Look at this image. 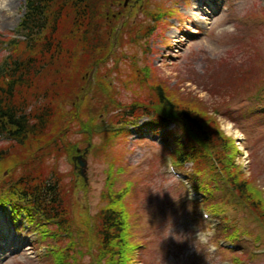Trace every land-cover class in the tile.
<instances>
[{
	"label": "rangeland",
	"instance_id": "374dc122",
	"mask_svg": "<svg viewBox=\"0 0 264 264\" xmlns=\"http://www.w3.org/2000/svg\"><path fill=\"white\" fill-rule=\"evenodd\" d=\"M200 4L196 13L205 19L197 24L188 14L192 0H110L105 12L112 16L104 30L111 27L112 31L106 39L113 42L112 52L133 55L137 67L145 68L181 98L199 101L216 116L220 129L233 139L239 152L234 158L236 169L264 200V0H202ZM24 9L23 0H0V64L10 54L7 41L21 39L15 30ZM147 11L153 13L148 15ZM127 26L151 30L147 36L135 35L133 49H119L118 39L123 42L127 38ZM108 60L110 67V57ZM96 70L88 73L76 98V109L82 115L91 111L88 118L102 128L87 134L91 141L86 142L68 117L66 124L72 125L68 138L77 143L78 152L46 158L48 172L58 171L60 182L72 185L68 193L73 205L70 213L80 227L77 232L73 229L75 242L84 229L90 234L80 222L82 216L96 214L106 185L114 183L116 189H127L130 239L139 244L130 264H237L231 256L235 252L242 264H264L263 228L253 218H243L245 209L239 211L230 203L223 212L235 228L249 235L236 242L238 247L218 233L221 223L213 226L218 218L205 219L208 211L199 204L202 197L192 184L198 185L192 163L176 166L169 157L175 145L166 132L173 125L154 129L149 118L143 116L134 121L135 125L118 126L119 135L105 141L106 129L114 128L107 127L113 112L102 106L106 98L95 89ZM102 79L119 87L123 101L130 100L131 92L118 86L115 74ZM69 107L65 104L64 109ZM228 124L232 128L229 133ZM6 142L1 138L0 145ZM17 150L16 154L24 149ZM170 165L179 177L171 172ZM7 173L2 172L0 180ZM47 227L50 232L43 236L24 215L15 221L12 211L0 206V264H55L60 247L68 251L66 262H74L75 257L77 264H105L96 261L95 244L69 246L67 233L53 235L55 225ZM228 243L234 252L219 247H229Z\"/></svg>",
	"mask_w": 264,
	"mask_h": 264
},
{
	"label": "trees",
	"instance_id": "16d2710c",
	"mask_svg": "<svg viewBox=\"0 0 264 264\" xmlns=\"http://www.w3.org/2000/svg\"><path fill=\"white\" fill-rule=\"evenodd\" d=\"M109 1L25 0L16 31L22 37L7 41L10 54L0 64V137L7 141L0 145V168L2 172L8 170L7 176L0 180V206H7L15 221L24 215L27 223L42 234L50 232L47 225H55L53 235L67 233L69 246L95 244L97 262L130 264L139 244L130 239V215L125 207L127 189H116L114 183L106 185L103 203L96 214L92 217L85 214L80 221L91 235L84 229L75 242L72 233L80 227L70 213L73 205L68 193L72 185L60 182L59 172H48L46 165V158L52 154L57 158L62 153H76L77 143L68 138L72 127L66 124L68 117L76 123V133L86 142L91 141L88 135L102 128V124L88 118L91 111L87 110L84 120L86 113L82 115L76 109L79 104L76 98L82 93L88 73L96 68L95 89L106 98L102 106L113 112L107 127L114 125V128L106 129L105 141L117 137L121 131L118 126L135 125L134 121L143 116L149 118L154 129L173 125L166 132L175 145L169 155L176 166L192 163L198 184L195 186L202 194L200 204L222 222L223 227L218 229L222 237L237 246L240 238L249 236L235 228L223 213L230 203L239 211L245 209L243 218H253L263 228L261 237L264 200L253 183L236 169L234 158L239 152L233 139L225 135L216 116L202 108L199 101L181 98L167 89L145 68L137 67L133 55L112 52L113 42L106 39L112 28L104 30L112 16L105 12ZM136 29L140 31L135 32ZM150 30L127 26V38L123 35V42L118 39L119 49H133L137 44L135 35L147 36ZM109 73L115 74L118 86L131 92L129 101L121 99L119 87H112L102 79ZM65 104H70L69 109H64ZM19 147L24 150L16 154ZM67 253L65 248H58L55 264H77L75 257L74 262H66ZM231 256L234 263L242 264L238 253Z\"/></svg>",
	"mask_w": 264,
	"mask_h": 264
},
{
	"label": "bare ground",
	"instance_id": "6f19581e",
	"mask_svg": "<svg viewBox=\"0 0 264 264\" xmlns=\"http://www.w3.org/2000/svg\"><path fill=\"white\" fill-rule=\"evenodd\" d=\"M202 0H192V7L190 8L191 10L188 12L189 16L193 20L194 23H200L202 22L201 20L205 19V17L199 15L196 13V10H200ZM205 10V9H204ZM171 36H173V33L171 32ZM176 37V36H173ZM227 132L229 133L231 131V126L228 124L227 126Z\"/></svg>",
	"mask_w": 264,
	"mask_h": 264
},
{
	"label": "water",
	"instance_id": "95a60500",
	"mask_svg": "<svg viewBox=\"0 0 264 264\" xmlns=\"http://www.w3.org/2000/svg\"><path fill=\"white\" fill-rule=\"evenodd\" d=\"M79 164H80V166H83L84 163L82 161H79Z\"/></svg>",
	"mask_w": 264,
	"mask_h": 264
}]
</instances>
